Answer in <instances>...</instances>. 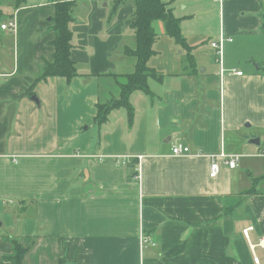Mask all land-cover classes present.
I'll return each instance as SVG.
<instances>
[{
  "label": "crops",
  "instance_id": "obj_1",
  "mask_svg": "<svg viewBox=\"0 0 264 264\" xmlns=\"http://www.w3.org/2000/svg\"><path fill=\"white\" fill-rule=\"evenodd\" d=\"M58 1L0 7L17 24L0 29V264L16 248L22 264H264V0H161L190 56L154 22L160 80L101 125L98 105L134 71V5L75 0L77 75L39 80ZM178 144L189 154L172 156ZM221 152L239 164L216 159L210 179Z\"/></svg>",
  "mask_w": 264,
  "mask_h": 264
},
{
  "label": "trees",
  "instance_id": "obj_2",
  "mask_svg": "<svg viewBox=\"0 0 264 264\" xmlns=\"http://www.w3.org/2000/svg\"><path fill=\"white\" fill-rule=\"evenodd\" d=\"M134 5V13L130 21V29L134 34L135 45L133 48L125 47L122 54L134 61V71L122 75L123 81L119 83V98L111 100L105 104H99L95 121L97 124H104L109 114L117 109H125L128 117L132 115L131 97L134 93L149 94L148 80H160L159 74L149 67L150 58L154 55L153 45L158 38L153 28L154 22H161L164 34L173 40L181 49L190 56V47L181 34V19L175 18L167 4L161 0H129ZM23 0H17L19 6ZM124 0H120L115 6L118 7ZM76 6L75 0H62L54 4V17L51 19L53 24L52 41L53 53L41 68L42 79L49 77H64L70 81L77 75L75 67L70 60V38L71 33L68 24L72 20V11ZM188 61V60H187ZM252 190L246 192L251 193ZM16 255L11 257L14 264H22L23 253L16 248Z\"/></svg>",
  "mask_w": 264,
  "mask_h": 264
},
{
  "label": "built area",
  "instance_id": "obj_3",
  "mask_svg": "<svg viewBox=\"0 0 264 264\" xmlns=\"http://www.w3.org/2000/svg\"><path fill=\"white\" fill-rule=\"evenodd\" d=\"M93 2H96L95 0H91ZM215 2H219L222 3L225 0H214ZM16 21L14 19L8 20L6 23L1 24L0 25V29L4 30V31H10V32H14L16 30ZM227 41L231 42V39H226ZM223 38H220V40L218 42H213L210 44V46L215 49L216 51V56H217V61H220V57H221V49H222V42H223ZM235 75L237 76H241L242 73L241 72H236ZM189 154V149L185 146L182 145H174L171 148V155L178 157V156H184ZM241 156L240 155H236V154H226L224 152L219 153V155H217L215 157V159L213 160V162L210 165V169H209V178L210 179H215L216 176L219 173V163L216 161V159H220L223 161V164L226 165L228 168L230 169H235L240 161ZM137 178H138V174H137ZM251 229H246L243 231V235L245 237L248 236V232ZM143 238V243H147V240L145 237ZM258 246L261 247L262 249H264V237L260 238L259 242H258Z\"/></svg>",
  "mask_w": 264,
  "mask_h": 264
},
{
  "label": "rangeland",
  "instance_id": "obj_4",
  "mask_svg": "<svg viewBox=\"0 0 264 264\" xmlns=\"http://www.w3.org/2000/svg\"><path fill=\"white\" fill-rule=\"evenodd\" d=\"M9 1L10 0H0V7H2L3 9H4V11L5 12H7L8 11V9H9V7H8V3H9ZM86 1H88L89 3H97V2H100V1H103V0H95L96 2H93V1H91V0H86ZM81 2H83L82 0H81ZM16 26H17V24H16ZM16 30H17V27H16ZM16 30L13 32L14 34L16 33ZM132 33V32H131ZM134 35V34H133ZM134 41H135V39H134ZM262 136H264V134H262ZM264 146V142H262L261 143V145H260V147L262 148ZM253 147H255V146H253ZM256 148H258V147H256ZM255 148V149H256ZM253 248V247H252Z\"/></svg>",
  "mask_w": 264,
  "mask_h": 264
},
{
  "label": "water",
  "instance_id": "obj_5",
  "mask_svg": "<svg viewBox=\"0 0 264 264\" xmlns=\"http://www.w3.org/2000/svg\"><path fill=\"white\" fill-rule=\"evenodd\" d=\"M250 143L255 144V145H258L259 144V141H258V139H255V140H251Z\"/></svg>",
  "mask_w": 264,
  "mask_h": 264
}]
</instances>
